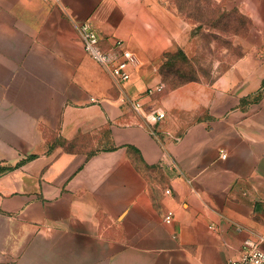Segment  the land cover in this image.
<instances>
[{"label":"crops","instance_id":"1","mask_svg":"<svg viewBox=\"0 0 264 264\" xmlns=\"http://www.w3.org/2000/svg\"><path fill=\"white\" fill-rule=\"evenodd\" d=\"M172 2L0 0V264H227L247 241L264 250V98L240 106L264 84V0L228 3L252 20L248 49L180 136L145 94L180 35ZM88 22L105 49L120 39L139 57L130 82L85 52Z\"/></svg>","mask_w":264,"mask_h":264},{"label":"rangeland","instance_id":"2","mask_svg":"<svg viewBox=\"0 0 264 264\" xmlns=\"http://www.w3.org/2000/svg\"><path fill=\"white\" fill-rule=\"evenodd\" d=\"M231 0H174L177 17L170 50L163 53L156 68L157 82L164 89L150 96V107L166 112L163 127L176 136L199 119L209 117L215 81L248 49L252 20L231 4ZM137 56V55H136ZM140 65V59L137 56ZM150 84V83H148ZM147 84V85H148ZM264 98V84L256 94L241 100L240 106ZM160 135H163L160 132Z\"/></svg>","mask_w":264,"mask_h":264},{"label":"built area","instance_id":"3","mask_svg":"<svg viewBox=\"0 0 264 264\" xmlns=\"http://www.w3.org/2000/svg\"><path fill=\"white\" fill-rule=\"evenodd\" d=\"M45 1L60 2L61 0ZM80 33L84 50L93 60L107 66L117 82L125 84L131 81L138 59L133 51L124 46L122 40L116 39L111 47L105 49L102 46L100 34L90 22L80 26ZM164 87V84L151 86L147 89V92L151 95L161 92ZM125 99L128 100L126 95L124 96ZM131 104L139 112L144 110V104L139 99L132 100ZM149 114L154 122H158L166 116V113L158 108L152 109ZM226 155V153L222 152V157H226ZM167 218L170 219V216ZM227 264H264V250L258 243L247 241L244 244L241 255L230 259Z\"/></svg>","mask_w":264,"mask_h":264}]
</instances>
